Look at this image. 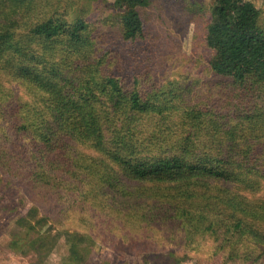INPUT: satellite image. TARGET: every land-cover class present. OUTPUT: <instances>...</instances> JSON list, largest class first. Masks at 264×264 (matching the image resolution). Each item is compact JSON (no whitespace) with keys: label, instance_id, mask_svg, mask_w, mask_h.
I'll use <instances>...</instances> for the list:
<instances>
[{"label":"trees","instance_id":"16d2710c","mask_svg":"<svg viewBox=\"0 0 264 264\" xmlns=\"http://www.w3.org/2000/svg\"><path fill=\"white\" fill-rule=\"evenodd\" d=\"M150 1L116 2L124 39L144 31L140 8ZM2 11L0 167L28 165L37 185L77 181L89 186L87 193L157 189L138 196L148 199L139 219L178 225L192 248L204 244L196 235H208L211 255L223 251L225 261L264 263V29L252 1L219 0L208 13L210 70L254 98L232 111H221L218 100L183 103L171 89L176 100L165 102L168 94L128 88L102 73L90 24L81 17L45 13L20 30ZM52 43H59L57 51ZM22 88L33 101L20 99ZM75 143L94 156L70 146ZM92 238L88 231L74 241L73 257L81 242L88 253ZM245 245L250 251L243 255Z\"/></svg>","mask_w":264,"mask_h":264},{"label":"rangeland","instance_id":"374dc122","mask_svg":"<svg viewBox=\"0 0 264 264\" xmlns=\"http://www.w3.org/2000/svg\"><path fill=\"white\" fill-rule=\"evenodd\" d=\"M218 1L151 0L140 8L144 31L129 40L122 37L118 0H18L11 8L8 4L12 0H6L1 9L2 19L14 17L12 26L20 30L26 22L45 13L68 20L81 17L90 24L96 58L102 59V73L117 75L128 88L163 92L161 95L174 90L182 94L178 101L183 103L214 106L218 100L221 111H229L253 97L252 91L244 94L239 86L214 74L208 65L211 49L204 35L208 13ZM249 1L259 8V24L264 29V0ZM51 48L57 51L59 43L50 44ZM19 95L24 102L34 99L23 88ZM163 99L170 103L176 100L169 94ZM8 145L5 149L11 147ZM3 146L4 140L0 139ZM70 146L85 150L89 158L94 156L81 144ZM27 168L0 167V264L250 263L241 262V258L225 261L223 251L211 255L208 235H196L197 239L204 238V244L192 248L178 225L139 219L142 203H148V199L138 196L157 189L143 191L141 187L126 186L130 194L126 189V195L121 196L116 192L120 189L105 193L96 188L87 193L89 186L77 181L70 185H37L27 176ZM86 194L91 200L85 201ZM261 227L264 229V223ZM67 231L73 234L71 240L66 237ZM88 231H93L92 248L84 253L86 244L81 242L79 255L73 257L74 241ZM241 251L246 255L250 250L245 245Z\"/></svg>","mask_w":264,"mask_h":264}]
</instances>
